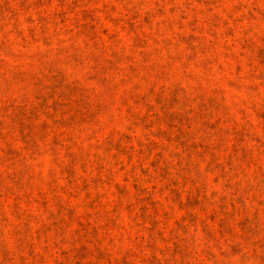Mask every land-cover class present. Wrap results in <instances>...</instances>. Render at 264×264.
<instances>
[{"label":"rangeland","instance_id":"374dc122","mask_svg":"<svg viewBox=\"0 0 264 264\" xmlns=\"http://www.w3.org/2000/svg\"><path fill=\"white\" fill-rule=\"evenodd\" d=\"M0 264H264V0H0Z\"/></svg>","mask_w":264,"mask_h":264}]
</instances>
